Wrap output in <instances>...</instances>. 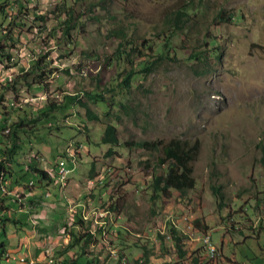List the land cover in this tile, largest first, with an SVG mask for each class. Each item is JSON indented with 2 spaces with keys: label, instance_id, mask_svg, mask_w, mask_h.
<instances>
[{
  "label": "rangeland",
  "instance_id": "374dc122",
  "mask_svg": "<svg viewBox=\"0 0 264 264\" xmlns=\"http://www.w3.org/2000/svg\"><path fill=\"white\" fill-rule=\"evenodd\" d=\"M5 1V9L12 4L18 9L19 0ZM25 1L43 17L25 18L13 30V41L4 40L6 49L24 67L42 46L54 68L44 80L45 89L27 91L21 83L15 91L0 93L5 100L16 96L28 102L31 118L40 117L37 109L47 96L58 101L62 97V110L54 106L49 117L35 124L26 118L31 127L26 137L31 140H24L20 151L43 158L42 167L52 175L50 167L57 158L69 171L63 185L54 176L47 189L37 188L33 203L16 195V205L24 212L31 207L30 214L18 215L30 225L15 226L4 219L7 238L0 264H50V258L58 264H84L87 259L93 264H192L193 256L205 259L207 253L202 233L217 249L211 264H244L245 254L251 257L249 250L259 252L264 262V0H65L79 15L71 30L74 45L62 38L58 0ZM189 2L195 13L187 20L191 31L185 38L191 40L189 45L198 38L195 45L206 53L207 67L189 60L184 45L174 40V58L136 74L125 87L120 81L130 64L115 61L118 38L109 32L120 28L141 42L134 63L149 60L152 54L143 44L158 36L170 10ZM218 9L233 13L235 19H213ZM205 28L216 43L204 41ZM8 72L3 69L4 75ZM34 79L35 74H28L29 82ZM87 92L101 93L108 103ZM78 100L96 118H89ZM104 123L116 126V145L100 141ZM174 136L200 141L192 161L195 185L184 195L172 191L169 198L153 203L149 180L156 170V153L123 141ZM23 177L38 184L30 173ZM212 184L221 187L222 207ZM111 199L118 201L116 211L106 207ZM5 203L15 207L9 199ZM195 219L205 231L194 226ZM171 224L185 233L181 258L167 236ZM76 227L87 235L68 247V230Z\"/></svg>",
  "mask_w": 264,
  "mask_h": 264
},
{
  "label": "trees",
  "instance_id": "16d2710c",
  "mask_svg": "<svg viewBox=\"0 0 264 264\" xmlns=\"http://www.w3.org/2000/svg\"><path fill=\"white\" fill-rule=\"evenodd\" d=\"M64 1L65 0H58L55 3L56 10L62 11V14L60 12L57 16V22L60 24L62 38H64L65 41L67 40V44L71 43L74 45L75 40L71 36V30L75 28L76 22L79 21V15L75 14L72 3L66 6ZM185 1L187 2L189 0ZM17 2L18 0L14 3L17 4ZM7 3L8 2L5 0H0V71L3 69L10 70L8 73L11 74L12 79L0 81V91H3L4 89L15 91L17 89V85L21 83L26 85L27 91L45 89L47 84L44 80L49 75L51 69L54 68V66H49L51 61L47 59L48 52L43 50V47L41 46V49L36 53L35 57L31 58L27 66L22 67V65H18V63L14 60L11 51L6 49L7 46L4 42L6 39L13 41L14 37L11 36L14 33L13 30H16L15 28L18 29L25 18L30 19V17H33V19H42L43 16L41 13L34 14L35 12L26 6L25 0H19L17 10H13V7H15L13 4L10 5L9 8L5 9ZM91 6H93V2H90L89 9ZM194 7L195 5L189 2V4L184 6L176 5L169 11L157 31L159 33L158 36L154 37L152 40L149 39L148 43L143 44L146 45L145 48L150 51V54H152V58L149 60L134 63V58L139 52L137 46L142 47L141 42L137 44L132 36L126 35L120 28L109 32L111 36L118 38L117 45L113 51L115 61L117 63L123 62L124 65L127 63L130 64V69L124 70L123 77L120 81L125 87H129L131 77L136 74L150 72L159 61H162L165 58H174L175 48H172L171 46L174 40H177L178 44L184 45L182 47L186 50L187 58L189 60H193L196 63L203 65V67H207L206 53L203 48L195 45L196 42H198V38H195L194 43H191V45H189L191 40H189V38H185V36L190 34L191 31L189 30L191 25L187 22V20L191 17V15H193L192 13H195L193 12L195 10ZM235 17L236 16L233 13L224 14L223 9H218L213 19L223 21L234 20ZM5 18L6 24L1 26L2 20ZM81 30L82 27L80 26V33ZM209 30V28H205L203 39L204 41H208L209 45H212L213 43H216V38L213 35L207 34ZM42 40H45L44 37ZM182 47L180 46L179 49L181 50ZM214 55L216 57L219 56L217 53H214ZM16 66L19 68V72L16 71ZM28 74H35L36 79L29 82L27 80ZM31 82H33V84H31ZM116 84H118V82ZM24 95L26 94H21V97H24ZM87 95L96 100L108 103L101 93L95 92L92 94L87 92ZM27 99L31 102L29 98ZM57 99L58 98H51L50 96H47L43 99L42 105L37 109V114H39L40 117L37 115L36 117L33 116L31 118L30 115L32 111L29 109L30 104L28 102H22L23 100L20 101L16 96L13 99L5 100L3 94L0 93V258L4 254L5 239L7 238L6 225L4 221H10L15 226H17V223H21L22 226L23 224L30 225L27 220L20 219L18 215L23 214L24 216L26 213L30 214L31 211L29 210L31 207L27 205V210L24 212L19 205H16V203H19L16 199V195H19L20 197L25 195V197L29 199V202L33 203V201H35L33 200L35 194L32 193V189H47V182H53L55 174L52 175L48 168L42 167L40 157L30 154L31 151L23 153L20 149L24 145V140H28L29 143L31 140L30 137H26L28 131L31 129L30 125L24 122L26 118L28 117V119L35 124L43 117H49L48 110L54 108V106L61 107V103L63 101L62 97L59 101ZM78 102L89 118H96V115L92 113L86 103L82 100H78ZM62 106L64 109V107L69 106V104ZM50 123L52 122H48V124ZM100 141L104 144L108 143L110 145H116V143H118L116 126L111 123H104ZM123 144L128 147L137 146L141 149L156 153L154 163L156 170L151 174L149 180V198L151 202L155 203L159 199L169 198L172 191H177L179 195H184L187 191L194 188L195 178L192 174V161L195 159L200 147V141L198 138L191 139L181 138L178 136L169 137L167 139L137 138L133 140L127 138L123 141ZM109 150L110 147L108 148V151ZM64 153L65 152L63 151L62 154ZM51 167L55 171L56 161ZM26 173L34 175V177H36V183L38 184H34L35 182L32 179L25 180L23 176ZM17 186L22 188V190L24 189L25 194L16 192L15 187ZM211 190L217 198V205L222 207L224 203V196L221 191V187L219 185L212 184ZM6 199L11 200L15 207H8L5 203ZM20 205H22L21 202ZM106 207L107 209L116 211L118 207L117 199H111L107 203ZM7 212H9V218L6 215ZM76 224L79 227L80 224L77 222ZM194 226L199 231L206 230V226L202 229L197 219L194 220ZM78 227L74 229L69 228L68 231L71 241L67 244L68 247L78 244L82 237L87 235H81ZM224 235L222 233L223 238ZM167 236L170 238L177 257H183L185 255L183 246L185 233L182 232L176 225L171 224V226L168 227ZM222 242L223 239L220 240V247ZM201 249L202 251L204 250L202 245ZM249 252L251 257L245 254L246 262L244 264H264L263 261H260L262 255L259 252L258 255L251 250H249ZM193 257L194 258H191L192 264H211V257L208 253H204L205 259L201 257L199 258L196 255ZM50 259L52 260L50 264H58V262L54 263L52 258ZM35 264L42 263L36 261ZM84 264H93V262L92 260L87 259Z\"/></svg>",
  "mask_w": 264,
  "mask_h": 264
},
{
  "label": "built area",
  "instance_id": "2783aa9c",
  "mask_svg": "<svg viewBox=\"0 0 264 264\" xmlns=\"http://www.w3.org/2000/svg\"><path fill=\"white\" fill-rule=\"evenodd\" d=\"M40 97L41 96H37L35 98H40ZM40 159L43 160V158H41V157H40ZM50 169H52V167H50ZM52 170L54 171V169H52ZM68 171H69V169L64 164V161L61 158H57L54 173H55L56 179L60 185H63V181H65V179H67ZM93 182H94L93 179L88 180L89 185H92ZM190 223H192V222L190 221ZM201 240H202L203 246L206 248V251L209 254V256H214L215 252H216V248H215V245L211 242L210 237L209 236H203V233H202L201 234Z\"/></svg>",
  "mask_w": 264,
  "mask_h": 264
},
{
  "label": "bare ground",
  "instance_id": "6f19581e",
  "mask_svg": "<svg viewBox=\"0 0 264 264\" xmlns=\"http://www.w3.org/2000/svg\"><path fill=\"white\" fill-rule=\"evenodd\" d=\"M12 79V76L11 74L7 73L6 75L3 74V70L0 72V81H6V80H11ZM43 97V96H41ZM40 97V98H41ZM65 181H63V184H64ZM32 262V261H31ZM30 264V263H29Z\"/></svg>",
  "mask_w": 264,
  "mask_h": 264
},
{
  "label": "crops",
  "instance_id": "0c3cea01",
  "mask_svg": "<svg viewBox=\"0 0 264 264\" xmlns=\"http://www.w3.org/2000/svg\"><path fill=\"white\" fill-rule=\"evenodd\" d=\"M32 193H34V194H35V193H36V189H33Z\"/></svg>",
  "mask_w": 264,
  "mask_h": 264
}]
</instances>
